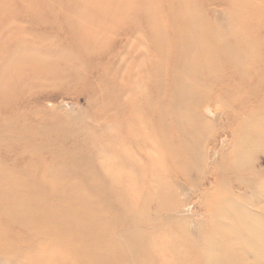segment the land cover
<instances>
[{
	"label": "bare ground",
	"instance_id": "bare-ground-1",
	"mask_svg": "<svg viewBox=\"0 0 264 264\" xmlns=\"http://www.w3.org/2000/svg\"><path fill=\"white\" fill-rule=\"evenodd\" d=\"M184 1L178 12H169L174 42H153L145 51L146 58L151 54L150 62H157L150 66L152 79L146 92L142 94L141 77L132 71L140 63L136 65L128 55L105 70L108 86L117 80L127 82L117 94L108 87L111 100L106 104L117 114L109 131L113 141L105 147L109 152L114 149L112 156L122 165L117 167V178L93 167L87 174L90 184L101 180L100 188L120 186L126 196L127 190L148 184L142 206L137 208V201L131 205L137 208L131 219L134 225L116 237L107 235L111 221L104 218L98 224L101 210L94 204V191L86 193L87 207L80 188L68 184L64 186L70 194L55 196L50 209L39 212L45 188L33 186V191L32 184H26L32 179L0 165V264H114L116 259V264H163L166 247L178 264L263 263L264 170L257 172L256 167L264 156V50L263 56L260 53L264 42H246L237 36L229 42L236 24L229 25L226 14L208 21L196 13L199 0ZM239 2L224 4L238 7ZM243 8L250 12L254 6ZM231 16L240 19L236 13ZM221 89L223 95L218 94ZM36 112L30 114L40 119ZM216 124L226 134L221 149L213 146L204 151ZM117 142L130 145L122 144L127 148L119 152ZM100 151L95 148L93 157ZM20 152L22 158L25 151ZM137 154L153 164L147 173L142 172L145 163ZM154 155L159 163H153ZM125 159L131 162L125 165ZM131 167L148 175L135 182ZM50 169L49 164L46 170ZM161 172L164 177L159 179ZM206 178L212 181L203 187ZM181 182L189 184L186 198L190 193L199 196L202 220H195L186 201L182 204V191L177 194ZM54 188L60 189L58 184ZM155 242L160 243L161 254H152ZM50 249L57 255L47 256ZM110 249L114 254H109ZM62 251L66 256H61Z\"/></svg>",
	"mask_w": 264,
	"mask_h": 264
},
{
	"label": "rangeland",
	"instance_id": "rangeland-1",
	"mask_svg": "<svg viewBox=\"0 0 264 264\" xmlns=\"http://www.w3.org/2000/svg\"><path fill=\"white\" fill-rule=\"evenodd\" d=\"M225 1L199 0L196 13L208 21L226 14V22L236 24L229 42L233 36L246 42H264V0H242L238 7H229ZM185 3L184 0H0V165L32 179L26 184L28 187L32 184L33 191H36L35 187L45 188L38 201L39 212L42 208L50 209L51 199L55 196L70 194L64 186L68 184L80 188L87 207L90 201L87 202L86 193L94 191V204L101 210L98 224L104 218L111 221L107 235L116 237L126 226L134 225L131 219L136 216L135 209L143 204L148 184L141 183L140 191L138 188L127 190L129 196H126L120 186L109 188L106 183L105 188H100L103 186L101 180L90 184L91 177L87 174L93 167L97 172L109 171L110 175L114 174L111 177L117 178L120 174L118 168L122 165L114 160L117 157L112 156L114 149L109 152L105 147L113 141L109 131L115 120L112 116L117 114L115 108L108 110L106 104L111 100L107 97L108 87H114L113 93L117 94L127 82L117 80L108 86L104 82L105 70L128 55L136 65L140 63L132 71L141 77L142 94L146 92L149 79H152L150 66L157 62L151 63V54L146 58L145 51L153 42H174L169 12H178ZM247 4L254 9L248 12L243 8ZM232 13L240 19L233 20ZM260 50L263 56L264 49ZM224 91L221 89L218 94ZM36 110L40 119L30 114ZM219 124L205 141L204 151L213 146L221 149L226 134ZM232 130L230 127L229 131ZM116 144L119 152L130 145ZM37 146L44 147L45 152L33 150ZM95 148L103 149L96 158L93 157ZM20 150L25 151L22 158ZM137 157L145 163L143 173L153 167L152 163L144 161L143 154H137ZM153 158V163L160 162L159 156ZM129 162L125 159L124 163ZM49 164L51 169L46 170ZM129 169L134 171L131 175L135 182L148 175L139 174L134 167ZM263 170L264 156H261L256 171ZM163 173L159 179L164 177ZM56 175L60 176L57 180ZM211 181L206 178L203 187ZM181 183L182 190L177 193L179 195L182 191L180 201L182 204L186 201L195 220H202L199 196L190 193L186 198L183 194L190 191L189 184ZM57 184L60 189L54 188ZM45 201L49 203L46 207L42 204ZM97 201L102 202L97 204ZM136 201L137 208L131 206ZM155 243L157 246L152 254H161L160 243ZM163 252V264H178L170 259V248H164ZM56 253L54 249L46 252L47 256L53 257ZM61 253L66 256L65 251ZM109 254H114L113 249Z\"/></svg>",
	"mask_w": 264,
	"mask_h": 264
}]
</instances>
